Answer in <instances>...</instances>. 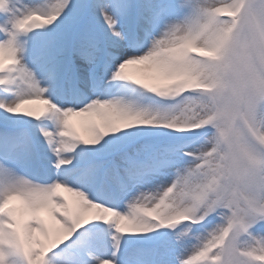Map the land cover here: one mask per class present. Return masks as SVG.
<instances>
[{
  "label": "snow or ice",
  "instance_id": "obj_1",
  "mask_svg": "<svg viewBox=\"0 0 264 264\" xmlns=\"http://www.w3.org/2000/svg\"><path fill=\"white\" fill-rule=\"evenodd\" d=\"M0 264H264V0H0Z\"/></svg>",
  "mask_w": 264,
  "mask_h": 264
},
{
  "label": "bare ground",
  "instance_id": "obj_2",
  "mask_svg": "<svg viewBox=\"0 0 264 264\" xmlns=\"http://www.w3.org/2000/svg\"><path fill=\"white\" fill-rule=\"evenodd\" d=\"M75 120H76L77 122H79V118H75Z\"/></svg>",
  "mask_w": 264,
  "mask_h": 264
}]
</instances>
